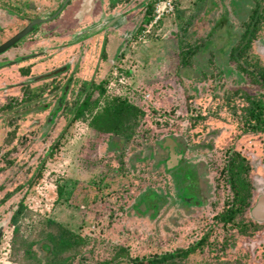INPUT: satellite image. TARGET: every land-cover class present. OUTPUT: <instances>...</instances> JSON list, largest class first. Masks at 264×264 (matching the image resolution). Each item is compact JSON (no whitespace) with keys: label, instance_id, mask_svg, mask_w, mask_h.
Instances as JSON below:
<instances>
[{"label":"rangeland","instance_id":"obj_1","mask_svg":"<svg viewBox=\"0 0 264 264\" xmlns=\"http://www.w3.org/2000/svg\"><path fill=\"white\" fill-rule=\"evenodd\" d=\"M19 1L0 0V11L14 15L10 18V14H5L7 21L0 29V42L26 26L27 17L31 16L24 7L27 2ZM117 1L108 0V3L115 4ZM255 1L263 7L264 15V0H173V14L164 15L143 40L136 38L138 30L135 37L124 43L122 38L131 28L127 21L139 10H127L125 23L119 18L111 24L110 19L109 25H105L109 17L107 12L104 13L107 0L102 1L103 4L100 0H71L60 6L61 10L54 17H60L56 23L60 27L68 25V31L60 33L50 42L48 40L47 45L65 40L75 24L77 28L84 26L89 31L91 24L85 25L90 20L89 16L93 17L94 25L103 27H94L92 37L82 46L74 45L80 43L78 40L69 47L48 48L41 57H34L30 68L32 75L61 68L69 60L65 70H58L57 78L50 80L45 75L31 81L19 78L17 67L25 64L24 61L0 69L1 241L11 237L7 257L2 258L0 254V264H23L21 242L40 217L51 218L85 238L79 254L69 264H91L108 258L117 246L126 247L130 256L184 248L197 240L208 225L218 243L230 240L227 235L230 227L227 229L214 222L209 224L208 205L204 209L198 208L190 216L170 219V172L163 171L161 165H154L166 154L156 146V141L168 134L180 135L183 139L177 145L180 150H176L178 153L172 150L179 158L183 152L195 154L199 145L193 143L201 141L205 133L215 131L211 139L213 149L207 150L204 158L208 163L207 169H204L207 170L206 179L211 182L230 152L238 153L252 172H256L259 164L264 162V133L245 129L240 108L246 101L231 94V89L241 87L247 94L262 95L264 99V89L250 82L247 74L245 81L233 86L230 83L232 77L226 78L217 66L223 61L229 46L237 43L242 22L248 17ZM47 2L43 3L45 11L55 4L54 0ZM120 6L127 7L123 0ZM24 13L26 17L20 18ZM76 14L82 20L75 21ZM52 20L38 23L35 28ZM147 20L146 17L144 25ZM214 25L218 26L213 28ZM257 26L256 37H264V19L257 22ZM35 28L0 52V64L25 60L21 54L26 55L40 48L42 35L36 33ZM210 28L214 31L207 36ZM225 29L229 30L228 35ZM228 37L230 41H227ZM193 45L195 52L189 63L182 65L179 61L181 49ZM74 57L77 61H70ZM239 59L251 67L254 64L264 69V49L255 40L250 42ZM112 71H116V76ZM120 76L123 79L118 81ZM100 81L104 91L102 94L95 91L90 96V100L96 99V104L92 103L89 107L91 111L98 110L112 96L125 97L143 111L129 139L120 142L121 148L114 152L105 151L106 141L113 137L87 125L89 111L68 123L71 114L68 110L83 94L78 95L79 91L91 86L90 83ZM62 82L67 84L64 106L57 111L53 122L45 123L47 109L41 105L50 104L49 99L58 92L55 86ZM109 82L111 85L107 87ZM21 86L24 90L32 89L37 95L26 100V91H22ZM226 97H229L227 103ZM9 100L13 104L7 108L4 104ZM193 120L196 124H191ZM131 145L134 148L128 150ZM145 145L152 147L153 155L141 161L138 157H147V151L139 154V149ZM51 147V154L47 155L46 151ZM203 166L196 158L190 166L181 162L167 169H174L183 196H191L198 184L196 176L201 175ZM222 174L220 171L219 183H224ZM58 185L65 190L71 189L70 195L56 198ZM37 190L47 193V201L40 198ZM5 194L8 196L2 198ZM221 196L220 191L216 200L219 201ZM54 198L48 213L42 215L39 208L44 209V205ZM19 200L24 208L13 223L17 227V233H14L10 231L12 222L8 220ZM144 201L145 208L138 206L140 211L133 207ZM149 203H156L157 208H150ZM241 239L239 236L238 245ZM230 258L229 251L213 254L198 248L178 264H218L220 260L230 261Z\"/></svg>","mask_w":264,"mask_h":264},{"label":"flooded vegetation","instance_id":"obj_2","mask_svg":"<svg viewBox=\"0 0 264 264\" xmlns=\"http://www.w3.org/2000/svg\"><path fill=\"white\" fill-rule=\"evenodd\" d=\"M22 2H27V4H24V7L26 9H28L29 13L31 14V16L27 17V24L35 18H39V19H45L44 21L47 20H52V22H48L45 23L42 26H39L38 28H35L37 26H35L38 23H34L31 26L30 31L35 28V32H39L42 36H41V41L42 44L40 46V48L38 50L35 51H30L29 53H27L26 55L21 54V56L23 55V58H26L25 60L22 59H18L15 60L14 62H8L7 64H0V69H2L3 67H6L8 65H11L13 63H17L18 61H24L25 64L23 65H19L17 67V74L19 76V78H25L23 80L26 81H31L35 78H38L40 76H46L49 77L50 80H52L53 78H57V74L60 73L58 72V70L61 69V72L63 70H65V68H67V61L65 64L63 65L61 68L59 67H55L53 69H51L50 71H48L47 73H39L38 75H32L33 73H31V66L33 63V59L34 57H41L42 53L48 48H54V47H69L71 45H73L72 43L74 41H78L80 40V43H74L77 44L78 46H82L83 42H86L89 40V38L92 37L94 30V27H103L101 26H96L94 25L95 21L93 20L92 16H89V22H87V24H91L90 30L87 31L86 28L83 26L82 28L80 27H75L73 30L69 31V35L68 37H66L65 40L63 41H59L57 43H53L51 45H47V41L49 40V42L54 39L57 36H60L62 32H67V27L68 25H64L63 27L58 26V24L56 23L57 20L60 18H56L54 17L56 15L57 12H59L61 10L60 6H64V4L69 3L71 0H54V6L51 7L49 10L45 11V8L43 6V3L48 4L47 0H20ZM19 1V2H20ZM102 1L105 0H100V2L103 4ZM123 2L127 5V7H122L120 6L121 0H118L115 4H111L108 3L107 0V6L104 9V13L107 12L109 14V17L107 18V20L104 22L105 25L108 24V22L111 19V22H109L110 24L112 23V21L114 22L116 19L118 20L123 19V22H126V11L130 10V8H135L136 10H139V13H136L134 15H132L130 17V19L127 21L131 24V28L130 30L127 32V36H123V41L122 43H124L126 40H131L133 37H135L136 33L139 29L140 26L143 25V21L145 20V18L149 17L152 13V6H153V2L154 0H123ZM19 4V3H17ZM32 5V6H31ZM8 13L10 14V18L13 17L14 15L10 12L7 11H0V29L3 27V24H5V21H7L4 16L5 14ZM25 15L19 16L21 17H26V13H24ZM121 16V17H120ZM53 17V18H52ZM56 18V20L54 19ZM92 19V20H91ZM74 20L75 21H80L82 20L80 16H78L77 14L74 16ZM43 21V22H44ZM43 22H39V23H43ZM26 24V25H27ZM57 25V26H56ZM109 25V24H108ZM25 27V26H24ZM23 27V28H24ZM41 27H44V29H41ZM54 27V28H52ZM111 27V25L109 26ZM108 27V28H109ZM114 27V26H112ZM98 29V28H97ZM28 33V32H27ZM23 37V36H22ZM21 37V38H22ZM127 37V39H126ZM20 38V39H21ZM9 39V37H8ZM19 41V40H18ZM5 41H1V43H3ZM17 42V41H16ZM15 42V43H16ZM14 43V44H15ZM46 43V44H45ZM12 44V45H14ZM45 44V45H44ZM11 45V46H12ZM10 47V46H9ZM8 47V48H9ZM6 48V49H8ZM120 51V49H119ZM118 53H121L119 52ZM30 55V56H29ZM28 59H32V61H26ZM70 61H77V59L74 57L72 58ZM55 73H52L53 71H55ZM52 73V74H51ZM22 83V82H21ZM55 85V84H54ZM53 85V86H54ZM91 85V83L89 84ZM52 86V85H50ZM22 87V91L24 90V87ZM55 90L57 89V95L53 98H50L49 102L50 104H45L43 103L41 106L43 109H47V114L45 115V123H51L53 122V119L56 116L57 111L60 110L61 107L64 106L63 104V97L66 93L67 90V84L62 82L61 84H59L58 86H55ZM89 88H91L90 86H86L82 92L79 91L78 95L80 93H83L87 90H89ZM50 90V89H48ZM26 91V94L24 93V97L30 96L35 97V95H37L36 93L34 94L33 90L30 88H26L24 90V92ZM56 92V91H55ZM13 96V95H11ZM80 97V96H79ZM76 98V101L73 103L76 105V103H78L80 98ZM11 98V97H10ZM28 100V99H27ZM12 101H8L5 104H9ZM48 105H50L48 107ZM73 106L70 108L73 109ZM12 107V106H11ZM62 109V108H61ZM72 113V111H71ZM72 114H70L71 116ZM69 116V117H70ZM196 123V122H193ZM192 124V121H191ZM189 123L188 126L191 125ZM213 132L209 131L207 133H205L203 135V137L201 139H203L204 137L208 138H213L212 137ZM180 135H178V137L174 134H170V141H172V149L173 151L176 152V150L178 149V151L180 150L179 147L177 145H179L180 143H182L183 139H181V137H179ZM185 143V142H184ZM193 144H198L199 147L196 148V152L195 154L193 152H187V153H181V157L180 159L182 160H178L177 164H181V162L188 164L190 166V164L195 163V159L198 158L200 159V161L203 163V170L201 172V175H197V180H198V184L195 185V188L193 189V192H191V196L190 195H185L183 196L182 190H180L181 185H179V183L177 182L176 176H175V172L174 169L171 168L170 169V189H171V193H170V210L172 212V214H170V219H175L177 217L179 218H184L186 216H190L192 215L194 212L197 211V209H204V207H206L208 205L209 207V217H210V222L211 223H216L219 224V226H226L227 229L228 227H230L229 232L227 233L228 236H230V240L226 239L227 241H230L229 243L226 241L224 243L223 240H220V242H217V239H213L212 237V233H211V228L210 225H208L204 232H202V234L199 236V238L193 242H191L190 244H187L184 248H188L191 245H193L194 243H196L197 241L201 240V242L199 243V246L194 247L193 250H190L189 252H187V254L183 257L186 258L188 256L189 253H191L194 250H207L210 251V253H220L223 254L227 251L230 252V261L229 260H225L222 261L220 260V262L218 264H264V218H255L252 214H251V210L254 207V205L256 204V202L258 201V198H263L264 199V162L260 163L258 170L255 172H252V169H248L247 165L245 162H243L244 165V170L241 172V177L243 178L242 180L244 181V183L239 184L237 188L241 187L240 192H234V186H232L231 184H229L226 181V174L225 171H223L224 173V183H219L218 182V175L220 174V171H222L223 167H220L218 169L217 175L216 176H212V182L210 180H207V170L205 171L204 169H207L208 163H206V161L204 160L205 156H207L206 151L207 150H212L213 146L212 143L211 145L206 144V142H202V141H197L196 143ZM188 145V144H187ZM187 150V148H186ZM49 151L51 152V150L49 149L47 152V155L49 154ZM188 151V150H187ZM205 151L203 154L202 152ZM178 153V152H176ZM51 154V153H50ZM196 154H199L198 156H196ZM226 162V161H225ZM190 163V164H189ZM175 164H173L171 167H173ZM225 165V163H224ZM222 192V196L220 198V200H216V195L218 194V192ZM215 198V199H214ZM142 200V199H141ZM140 202V201H139ZM144 204H146V202L144 201ZM143 204V205H144ZM220 205V206H218ZM140 206V204H136L135 205ZM149 206H151L150 208H157L156 207V203H149ZM219 207V209L217 210V208ZM145 208V207H144ZM137 210V208H135ZM233 212V215L231 217L229 216H221V213L224 212H228L231 211ZM138 211V210H137ZM9 222V220H8ZM2 225H0V235L2 233ZM239 236L243 239H241V243L238 245L237 239L239 238ZM217 248H216V246ZM226 245V246H225ZM262 246V248L260 247ZM227 247V248H226ZM214 264V263H211Z\"/></svg>","mask_w":264,"mask_h":264},{"label":"trees","instance_id":"obj_3","mask_svg":"<svg viewBox=\"0 0 264 264\" xmlns=\"http://www.w3.org/2000/svg\"><path fill=\"white\" fill-rule=\"evenodd\" d=\"M262 12L263 7L256 3V1L253 2V6L249 9L248 17L242 22V29L239 33L237 43L229 46L227 52L224 53L223 61L217 63V66L220 67L219 70L226 78L232 77L230 83L233 84V86L237 85L239 82L245 81V74H247L250 78V82L257 83L264 89V69L261 67L258 68L254 64L252 65L253 67H251L245 61L243 62L239 59L250 46L252 40H255L256 44L264 49V37H256V30L258 27L257 22H261L264 19ZM149 17L147 19H149ZM218 25H214L213 28ZM213 28H210L206 34L207 36L212 34L214 31ZM225 33L228 35L229 30L225 29ZM227 41H230V37L227 38ZM194 49L195 45L187 47L186 49H181L179 61L182 65H187L189 63L192 54L195 52ZM100 83L101 81L95 84L92 83L90 86L91 90L85 91L80 97L78 103H76V105L74 104L73 109L68 110L70 112L72 111V115L68 117V123L74 121L75 118H78L85 111H89L90 115L87 120V125L97 132L108 133L109 137H113L106 141L105 151L114 152L121 148V146H119L120 142L129 139L130 135L133 133V128L142 118L143 111L128 101L125 97L119 96L110 97L99 107L98 110L91 111L89 107H91L92 103L96 104V99L90 100V96L92 93H96L95 91H97L96 94H102L104 91ZM231 94L234 96H241L246 101V104L240 108L242 111L241 117L243 116V121L246 125L245 129L252 132L257 131L264 133V99L262 95H259L258 97L251 96L241 87H234L231 89ZM30 96H27L26 100L31 99ZM227 98L229 97H226V103L229 102ZM12 104L13 101L9 104H4V106L10 108ZM193 122H195V120H193L192 123ZM9 132L12 133V131ZM211 132L214 133L215 131ZM168 135L170 136V134ZM163 140L164 136L156 141V146L166 154L161 160H157L154 165L155 167L161 165L163 171L170 172V169L165 168L164 161L167 159V148L165 147L164 149V147L161 146ZM7 141H9L8 138ZM201 141H205L206 144L211 145V138H208V136L204 137ZM55 144L56 142H54L53 145ZM133 148V145H131L128 150H132ZM49 149L51 150L52 147ZM144 151H147V157H138L141 161H145L146 158H152L153 150L151 146L145 145L141 150L139 149V154L142 155ZM130 164L132 166V163ZM222 167V172L225 171L226 174V181L234 186L235 193H239L241 187L238 188V190L236 187H238L239 184L244 183L242 180L243 178L241 177V172L244 170L243 159H241V156L238 155V153L230 152V154L227 155L225 165ZM38 173L39 171L36 172V174ZM55 193L56 198L62 196L66 198L70 195L71 189L65 190L62 185H58L56 186ZM5 196H8V194H5L2 198ZM133 207L140 211L138 206ZM23 208L24 205L22 204V201L19 200L9 218V221L12 222V224L15 223L17 217L23 211ZM221 214V216L231 217L233 212L231 210ZM13 231L14 233H17L16 226L13 227ZM85 242L86 240L84 237L66 228L61 223L48 217H40L31 225V229L21 242L22 263L69 264L71 260L79 254V251ZM200 242L201 240L188 248H175L163 253H153L151 255L142 256H130L126 247L117 246L108 258L95 261L91 264H178L187 252L193 250L194 247L199 246Z\"/></svg>","mask_w":264,"mask_h":264},{"label":"built area","instance_id":"obj_4","mask_svg":"<svg viewBox=\"0 0 264 264\" xmlns=\"http://www.w3.org/2000/svg\"><path fill=\"white\" fill-rule=\"evenodd\" d=\"M174 12V3L173 0H154L153 6H152V13L147 20V23L144 25L143 28L140 29V31L137 33L136 38L138 40H143L145 35L151 31V27L156 24L164 15L173 14ZM113 76H116V71H112ZM123 77H118V81H121ZM111 85V82L107 84V87ZM37 194L41 195L40 198H42L44 201H47V193H41V191L37 190ZM55 196V195H54ZM32 200V199H31ZM54 199H51L49 203L44 205V209L39 208V212H41L42 215L47 214L50 208L53 205ZM14 225L10 224V231L13 230ZM3 238V235L1 233L0 235V254L2 255V258L7 257V253L10 249V238L7 237L6 239Z\"/></svg>","mask_w":264,"mask_h":264},{"label":"water","instance_id":"obj_5","mask_svg":"<svg viewBox=\"0 0 264 264\" xmlns=\"http://www.w3.org/2000/svg\"><path fill=\"white\" fill-rule=\"evenodd\" d=\"M45 19H39V18H35L32 19L24 28H22L20 31H18L17 33H15L13 36H11L9 39H7L5 42L0 44V52H2L3 50H5L6 48H8L9 46H11L12 44H14L16 41H18L22 36H24L27 32L30 31L32 24L34 23H39V22H43ZM172 141H170V136L169 135H165L164 136V140L161 143L162 147H166L167 148V159L165 160V166L166 168L171 167L173 164H176L177 162V154L175 155L174 152L172 151ZM144 205L143 202L140 203V209H143ZM251 214L255 217V218H264V199L263 198H258V201L256 202V204L254 205V207L251 210Z\"/></svg>","mask_w":264,"mask_h":264}]
</instances>
